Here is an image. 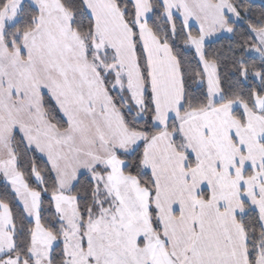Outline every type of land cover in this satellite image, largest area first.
I'll return each instance as SVG.
<instances>
[{"label":"snow or ice","instance_id":"obj_1","mask_svg":"<svg viewBox=\"0 0 264 264\" xmlns=\"http://www.w3.org/2000/svg\"><path fill=\"white\" fill-rule=\"evenodd\" d=\"M0 264H264V4L0 0Z\"/></svg>","mask_w":264,"mask_h":264},{"label":"trees","instance_id":"obj_2","mask_svg":"<svg viewBox=\"0 0 264 264\" xmlns=\"http://www.w3.org/2000/svg\"><path fill=\"white\" fill-rule=\"evenodd\" d=\"M254 4L257 7H259L261 5L260 3H257V2H254ZM222 44L226 45L227 44V40H222V41L216 42L215 45H213V47L214 48H220Z\"/></svg>","mask_w":264,"mask_h":264},{"label":"crops","instance_id":"obj_3","mask_svg":"<svg viewBox=\"0 0 264 264\" xmlns=\"http://www.w3.org/2000/svg\"><path fill=\"white\" fill-rule=\"evenodd\" d=\"M253 1L260 3V4H264V0H253Z\"/></svg>","mask_w":264,"mask_h":264},{"label":"rangeland","instance_id":"obj_4","mask_svg":"<svg viewBox=\"0 0 264 264\" xmlns=\"http://www.w3.org/2000/svg\"><path fill=\"white\" fill-rule=\"evenodd\" d=\"M253 2H255V1H253Z\"/></svg>","mask_w":264,"mask_h":264}]
</instances>
